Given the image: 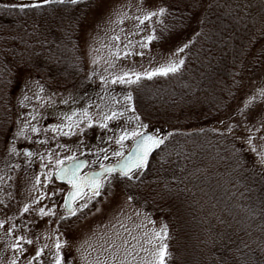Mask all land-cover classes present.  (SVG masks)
Masks as SVG:
<instances>
[{"label":"trees","instance_id":"trees-1","mask_svg":"<svg viewBox=\"0 0 264 264\" xmlns=\"http://www.w3.org/2000/svg\"><path fill=\"white\" fill-rule=\"evenodd\" d=\"M94 1L91 0V6ZM5 2L18 0H0ZM202 2L204 8L198 6L201 0H195V8L191 7L193 0H185L181 7L197 11V16L207 15L206 30H210L212 38L197 40L180 74L142 82L154 84L141 87L139 95L144 100L142 105L139 98L136 100L137 114L143 122L167 127L164 134L172 131L176 135L166 141L162 151L156 150L150 157V171L140 186H149L148 191L158 189L159 197L168 204H161L164 209H160L166 214L165 207H169L173 213L167 219L170 227L167 243L172 254L169 264H214L223 251L221 234L225 232L235 241L231 247L241 248L247 254L234 253L236 259L231 264H261L264 178L261 170L251 168L247 156L244 157L246 169L234 171L230 141L211 129L235 110L231 106L233 100L221 92V82L230 83L232 71H241L243 78L250 76L252 67L257 65V55L264 50V0ZM167 3L174 4L176 0ZM208 4L213 7L207 8ZM90 7L88 0H82L79 6L54 5L35 12L0 9V158L8 154L5 143L13 114L22 105V100L14 98L13 91L23 72H31L40 81L45 89L42 95L66 91L68 87L72 93L82 92L90 83L79 49L80 30ZM49 29L53 30L51 34ZM191 33L192 29H188L181 36ZM162 41L167 40L157 42ZM126 89L133 91L134 96L137 94ZM225 102L230 106L218 112L217 108L224 109ZM85 131L93 139L96 125ZM214 184L227 186L235 204L196 209L194 203L204 202L208 195L212 197L209 192ZM237 190L245 195L240 196ZM136 192L134 188L131 191L137 201L147 202L146 197ZM180 207L185 211L182 220ZM232 207L238 209L236 218ZM189 231L191 245L186 244ZM241 241L250 247L243 248Z\"/></svg>","mask_w":264,"mask_h":264},{"label":"snow or ice","instance_id":"snow-or-ice-1","mask_svg":"<svg viewBox=\"0 0 264 264\" xmlns=\"http://www.w3.org/2000/svg\"><path fill=\"white\" fill-rule=\"evenodd\" d=\"M81 2L82 0H18L15 3H0V9L35 12L47 10L54 5L79 6ZM184 3L185 0H176L174 4H168L167 0L163 3H153V0H139L135 6V12H131L133 5L129 3L114 10L112 15L116 17L115 20H112L111 16L108 18L110 23L120 26V32L111 37L115 44L106 46L109 47L111 59L106 61L108 68L104 69L105 72H108L109 68H115L116 62L121 59H132L133 64L135 63L134 57L143 59L151 51V47L156 41L175 37L176 43L174 47L168 48L164 52H157L155 55L149 56L150 66L142 71L126 69L120 73L110 72L108 75H103L98 74L93 68L90 77L98 76L102 89L106 90L109 85H122L128 89H133L137 95L134 96L133 91L125 92L123 104L113 98L120 107L109 110L107 113H101L99 122L85 109L74 110L71 115L62 114L58 117L60 123L51 125L53 133L59 134V136H76L79 138L87 134L85 129H91L95 123H98L99 128L110 130L113 133L107 137L106 141L101 137V143H107L108 147H98L93 152L91 149L81 148L80 145L85 142L80 139L75 149L57 142L55 147L58 151L56 152L51 149L36 153L29 149L25 152L26 168H31L34 165L35 161L32 157L39 158V172L35 174L32 181L35 195L29 193L28 202L19 209L18 217L13 215L0 219V229H4L5 225H8L3 237L0 238L4 239V249L0 251V264H21V259L25 261V264H78V261L79 264H91L87 259L90 252H87L83 244L76 247L78 256L70 254L74 241L70 242L67 237L74 231H78L76 221L80 220L82 216H86V209L91 212L93 207H96L101 200H107L121 185L123 186L125 203L136 200V196L129 193L134 187L139 188L144 183V177L151 168L150 157L156 150L162 151V146L165 145L166 141L176 135L172 131L162 135L160 129H150L149 124L144 123L141 116L137 114L136 100L139 98L142 82L180 74L185 68L188 55L197 40L212 38L210 30H206L207 15L197 16L196 12L188 6L181 7ZM88 6H91V0H88ZM196 6L195 0H193L191 7L195 8ZM198 6L204 8L202 0ZM211 7L213 5L208 4L207 8ZM173 8L176 10L173 11ZM186 11L188 12L187 15H185ZM126 21L133 22L131 28L123 27ZM193 22H195V27H193ZM188 29H192V33L181 39V34L187 32ZM52 31L49 29L50 34ZM45 40H47V36H45ZM262 57H264V50L257 55L256 63H259ZM96 63L97 61L93 59L92 64L95 65ZM153 64H155L154 67L151 66ZM230 78V83L221 82V92L227 93L229 100H235L237 93L244 86L242 72L232 71ZM34 83L39 88L40 93L45 91L40 81L37 80ZM54 95L56 94L53 93ZM28 99L29 97L25 95L21 104L23 105V101ZM36 99L41 100L43 97L36 95ZM70 100L73 103L76 102L74 97L69 96L68 99L62 100V103L67 105ZM229 106V103L225 102L224 109L217 108V111L224 112ZM126 112L132 113L128 117L130 126L117 125L120 128V133L117 136L115 128L109 129V122L124 118ZM28 116L31 121L37 119L33 113H28ZM30 120H21L24 127L17 130L13 136L14 141L20 138L30 139L26 131L28 128L35 134L47 131V129H41L36 124L31 123ZM200 131L203 132L204 129H200ZM211 131L230 141V155L234 164V171L246 169L247 161L244 160V157L252 156L253 168L259 165L262 169L260 175L264 178V81L260 82L259 87L244 93L242 103L238 104L233 113L227 116V119L219 120L218 126L213 127ZM52 139L56 140V135H53ZM128 141L131 142L130 146L126 145ZM39 143L47 145L49 141L45 139ZM112 143L118 147L112 149ZM9 151L11 154L19 155L14 144L11 145ZM82 156L84 158H81ZM19 167L20 165H16L12 170ZM5 177L12 180V177L7 174L0 176V192H4L6 197V199H0V205L4 209L7 208L8 202L14 199L13 194L3 187ZM57 181L65 183L57 184ZM168 191L171 192L172 190L168 189ZM237 191L239 192V190ZM193 195L195 194L193 193ZM239 195L243 197L245 193L239 192ZM261 204L264 205V199L261 200ZM96 211L99 212L100 209L96 207ZM25 214L29 219H24ZM140 214L139 211L136 212L137 216ZM149 215L146 213V218ZM17 220L20 221L19 224L16 223ZM42 222L47 225L55 224V228L51 231L57 235H55L54 243L51 246L44 243L36 247L34 254H30L27 246L33 245L35 241L40 239L35 229ZM149 222L155 224V221L150 220ZM221 223L226 224V221L222 220ZM228 226L230 227V225ZM121 227L124 225L121 224ZM25 230L32 234L35 239H29L24 234L17 235L18 232L23 233ZM125 231L128 230L125 229ZM144 235L148 236L147 233ZM45 239L53 240V236L49 234ZM168 239L170 237L167 224H162L159 231H153L152 236L146 240V243L151 246V251L148 248H141V251L150 256L145 264H169L172 254L169 251ZM105 242L107 243V241ZM234 243L235 241L226 232L221 234L223 251L219 258L214 259V264H231V261L236 259L234 253L247 255L243 253L241 248L233 249L231 245ZM124 244L126 245L127 241ZM89 247L91 246L89 245ZM109 247L115 248L116 246L111 244ZM249 247L247 243H243V248ZM9 250H11L12 256L5 262L4 256ZM46 250L48 253L47 262L44 259ZM118 252L119 249H116L112 253L111 264H126L127 256L132 255V253L128 252L124 259H119ZM261 252L264 253V246L261 247ZM97 264H101V262L97 261ZM261 264H264V256L261 258Z\"/></svg>","mask_w":264,"mask_h":264},{"label":"rangeland","instance_id":"rangeland-1","mask_svg":"<svg viewBox=\"0 0 264 264\" xmlns=\"http://www.w3.org/2000/svg\"><path fill=\"white\" fill-rule=\"evenodd\" d=\"M138 2L139 0H95L93 5L88 9L80 30L79 49L84 61L86 73L88 74V78H90V83L82 89V92L74 91L72 93V88L68 87L66 91L58 90L56 91L57 93L53 92L56 94L54 96L53 93L42 95V93L39 92V88L34 83V81H37L38 79H36L34 74L28 71L21 74L20 78L17 80L18 84L16 81L17 86H15L13 91L14 98L19 101L23 100V97L27 95L29 99L23 101V105L15 109L8 141L6 140L5 143V145H7L5 148L8 149H10L11 145L14 144L19 152V155L11 154L10 151H8L7 156L0 158V176H5V174H7L12 177V180H8L7 177H5L3 187L14 196V199L8 202L6 209L0 205V209H2L0 210V219H5L7 216L13 215L18 217L19 209L23 207L24 203L28 202L29 193L35 195V190L32 188V181L35 174L39 172V158L36 156L32 157L35 161L34 165L31 168H26L25 148H30V150L34 153L45 152L46 149H51L53 152H56L58 150L55 145L58 142L62 145H68L69 147L75 149V147L79 144L80 139L85 142L83 145H80V147L91 149L93 152L96 151L98 147H108L107 143H101V137H103L106 141L107 137L113 135V133L110 130H103L99 128L98 123H95L97 131L93 139L91 137H87L86 135L79 138L76 136L62 137L59 136V134L53 133L51 128V125L60 123L58 117L62 114L71 115L74 110L86 109L94 116L95 120L99 122L101 113H107L109 110L118 109L120 107L114 102L113 98L119 100L121 104H123V95L127 92L126 87L122 85H109L106 90L102 89L100 87L98 76L90 77V73L93 68L96 69L98 74L103 75H108L110 72L120 73L126 69L142 71L144 68H148L150 66L149 56L155 55L157 52H164L166 49L174 47L176 43L175 37H171L167 39V41H156L151 47V51L148 52L143 59L140 57H134V64L132 63V59H121L116 62L115 68H109L108 72L104 71L105 68H108L106 61L111 59L109 47L106 46L114 45L115 42L111 39V37L119 34L120 32V26L110 23L108 18L111 16V19L115 20L116 17L112 15L114 10L119 9L121 5L129 3L133 5L131 12H135V6ZM153 3L163 2L161 0H153ZM193 11L197 12L195 10ZM132 23V21H126L123 27L126 29L131 28ZM180 38L182 39L183 37L181 36ZM93 59L97 61L95 65L92 64ZM261 59L262 60L259 64L257 63L256 66L252 67V74L243 78L244 86L237 93V99L233 100V103L231 104L234 109L238 106V104L242 103L244 93L248 92L250 89L259 87L260 82L264 81V57ZM151 66L154 67L155 64ZM153 84L154 83H151V85L142 83L141 87L145 88L146 85L150 87ZM36 95L42 96L43 99L37 100ZM69 96L74 97L76 102L73 103L70 100L67 105L63 104L62 100L68 99ZM50 97L51 99H49ZM101 97H103V99H101ZM143 100L144 99H142V97L140 98L139 95L138 103L142 105ZM89 105H91V107H89ZM230 109L234 110L232 108ZM28 113H33L36 115L37 119L35 121H31ZM130 114V112H126L124 118L118 121H110L109 129L115 128L116 135L118 136L120 128L117 127V125L130 126L128 121ZM22 119L30 120L31 123L36 124V126L41 129H47V131H41V133L35 134L31 132L30 128H28L26 131L30 136V139L26 140L20 138L14 141L13 136L16 134L17 130L24 127L21 122ZM223 119L227 118L223 117ZM144 123L149 124L150 129H160L162 135L166 132L167 127L165 126L149 122ZM92 131L95 130L92 129ZM53 135H56V140L52 139ZM45 139L49 141L47 145L39 143V141H43ZM175 143L177 145L179 142L176 141ZM126 145L130 146L131 142H126ZM117 147L118 146L115 143H112V149H116ZM247 158L249 159L250 166L252 168L253 157L247 156ZM16 165H20V167L12 170ZM255 168L262 171L259 165ZM57 184L63 183L57 181ZM122 189L123 186L121 185L107 200H101V202L96 205V207L100 209L99 212L96 211V207H93L91 212L86 209V216H82L80 220L76 221L78 231H74L67 237L70 242L74 241L70 253L72 256L79 255L76 252V247L79 244H83L84 248L87 249V252H90V255H87V253L85 254L91 264H97V261H100L101 264H111V255L114 251H116V249H119V252L117 253L119 259H124L128 252L132 253V255L127 256L126 264H145V261L150 259L148 253L141 251V248H148L149 251H151V246L146 243V240L152 236L153 231H159L162 224H167L170 229L167 219L171 218L173 213L170 212V209H168L169 207H165L167 208L166 214L164 211L162 212V209L164 208L161 204H164V206H167L168 204L163 202L161 197H159L158 189L148 191L149 186H139V188L134 187V190L137 191L136 194L146 197L147 202H142L141 200L137 201L136 199L129 203H125V195ZM205 191L207 193V189ZM129 194L132 193L130 192ZM209 194H212V197L207 193L208 196L204 202L199 204L194 203L193 206L196 207V209L201 206L224 208L226 206L229 207L234 205L236 202L227 186L225 188L218 184H214L211 186V192H209ZM0 199H6L4 192H0ZM180 210V218L182 220L185 211L182 207H180ZM137 211L141 213L139 216L136 215ZM237 212L238 209L233 208V213L235 214L234 218H236ZM146 213L150 214L147 218L145 216ZM24 219H29L27 214H25ZM73 220H75V218H73ZM150 220L155 221V224L150 223ZM19 222V220L16 221L17 224H19ZM121 224H123L124 227H121ZM7 227L8 225L6 224L4 229H0V238L3 237V233ZM54 228L55 224L47 225L45 222H42L35 229V232L39 234L40 239L35 241L33 245L27 246L30 254H34L36 247L41 246L44 243H48L50 246L54 243V237L57 235L55 232L51 231ZM125 229L128 231H125ZM145 233L148 234L147 237L144 235ZM20 234L26 235L29 239H35V237L28 233L27 230L23 233H17V235ZM49 234L53 236V240L45 239V237ZM190 235L191 233L189 231L187 235V245H191ZM133 237H135V239H133ZM105 241H107V243ZM125 241H127L126 245L124 244ZM111 244H115L116 247L110 248L109 245ZM89 245L91 247H89ZM3 249L4 239H0V251ZM11 256L12 252L9 250L4 256L5 262H7L8 258ZM133 257H135V259H133ZM44 259L47 262V250L45 252ZM21 264H25L23 259H21Z\"/></svg>","mask_w":264,"mask_h":264},{"label":"water","instance_id":"water-1","mask_svg":"<svg viewBox=\"0 0 264 264\" xmlns=\"http://www.w3.org/2000/svg\"><path fill=\"white\" fill-rule=\"evenodd\" d=\"M30 148H25V150H24V152H26L27 150H29ZM81 158H84V157H81ZM59 182H61V183H65V182H62V181H59Z\"/></svg>","mask_w":264,"mask_h":264}]
</instances>
